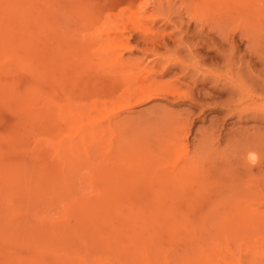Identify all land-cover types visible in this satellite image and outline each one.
Wrapping results in <instances>:
<instances>
[{"label": "rangeland", "instance_id": "rangeland-1", "mask_svg": "<svg viewBox=\"0 0 264 264\" xmlns=\"http://www.w3.org/2000/svg\"><path fill=\"white\" fill-rule=\"evenodd\" d=\"M229 261L264 264V0H0V264Z\"/></svg>", "mask_w": 264, "mask_h": 264}, {"label": "bare ground", "instance_id": "bare-ground-1", "mask_svg": "<svg viewBox=\"0 0 264 264\" xmlns=\"http://www.w3.org/2000/svg\"><path fill=\"white\" fill-rule=\"evenodd\" d=\"M6 7L8 8V5H6ZM6 8V9H7ZM10 10H13V8L12 9H10ZM10 10H8V11H10ZM7 11V10H6ZM5 11V12H6ZM156 13V10H152V12L151 13H149L147 16H146V20L143 22H140L141 23V26H142V24H144V26L146 25V23H148V22H150V21H156L157 19H156V17H157V15H158V13H157V15L155 14ZM11 15V14H10ZM138 21H141V20H138ZM137 22V21H136ZM136 24H139L138 22L136 23ZM123 25V24H122ZM109 26V25H108ZM108 26H107V28H108ZM113 26V27H112ZM112 26H110L111 28H115V29H117V27H119L118 28V30H120V26H115L114 27V25H112ZM124 26H125V24H124ZM123 26V27H124ZM137 26H139V25H137ZM147 27H149V26H147ZM139 28L141 29L142 27H140L139 26ZM150 29L151 28H153L152 26L151 27H149ZM108 29H110V28H108ZM115 29H114V32H117V30L115 31ZM124 29V28H123ZM136 29H138V28H136ZM140 29H138V31L140 30ZM111 30L112 29H110V30H108V35H107V37H105V38H107V40L108 39H112V40H115V39H117V40H115L116 41V43H117V47L118 48H120V47H123V48H126L127 47V45H126V42L123 40V38L122 37H120V35L119 34H123L124 35V33L122 32V33H115L114 34V36L112 37L110 34L112 33L111 32ZM135 30V29H134ZM146 30H148V32H149V29H147L146 28ZM146 30H145V34H147L146 33ZM106 31H107V29H106ZM109 31H110V33H109ZM113 31V30H112ZM151 32H150V34H152L153 32V29H151L150 30ZM120 32V31H119ZM150 34L148 33L147 35H146V37L147 36H150ZM155 34V33H154ZM105 35H106V33H105ZM123 35H121V36H123ZM101 35H99V38H101L100 37ZM109 37H111V38H109ZM145 37V38H146ZM119 38H122V39H119ZM151 38V37H150ZM101 39H104V38H101ZM113 52V51H112ZM157 53V52H156ZM112 55H114L115 53H111ZM112 55H111V57H112ZM120 58V57H119ZM115 59H116V57H115ZM117 60H119V59H117ZM116 62V61H115ZM114 64H116V63H114ZM117 64H119L118 63V61H117ZM145 83V84H144ZM143 83V86H140V88H138V89H135V90H129V91H127V95H126V97H127V99L126 100H128L127 101V103L128 104H130V102H131V100L133 101L134 99H140V98H145V97H149V96H154V95H156V94H158L159 92H165L162 88H163V86L164 85H162V86H159L156 82H154V81H149V82H144ZM161 87V88H160ZM165 88V90L167 89L166 87H164ZM128 89V88H127ZM171 89V88H170ZM161 92V93H162ZM168 92V91H167ZM166 93V92H165ZM171 93H172V91H171ZM132 95V96H131ZM143 100V99H142ZM138 101V100H137ZM140 101V100H139ZM176 177V176H175ZM256 194V193H255ZM257 194H259V193H257ZM260 195H259V199H260ZM258 200V199H257ZM227 264H233V262H227Z\"/></svg>", "mask_w": 264, "mask_h": 264}]
</instances>
